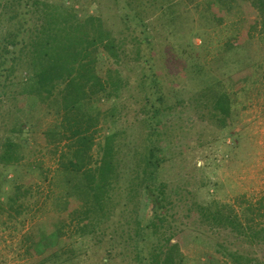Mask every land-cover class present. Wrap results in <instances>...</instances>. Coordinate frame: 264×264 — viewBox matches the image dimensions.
Returning a JSON list of instances; mask_svg holds the SVG:
<instances>
[{
  "label": "trees",
  "instance_id": "16d2710c",
  "mask_svg": "<svg viewBox=\"0 0 264 264\" xmlns=\"http://www.w3.org/2000/svg\"><path fill=\"white\" fill-rule=\"evenodd\" d=\"M114 1L135 36L130 61L139 66L136 80L126 76V38L106 30L100 17L81 20L73 8L41 0H9L0 7V107L22 99L34 109L59 97L61 131L45 138L62 150L55 182L62 190L59 200L66 209L81 208L70 213L68 224L38 231L32 264H80L77 248L63 238L71 228L83 243L94 240L104 255L99 264H186L184 250L193 245H209L231 264H264V198L244 199L238 207L199 204L168 175L196 157L188 127H232L225 82L200 74L203 86L190 98L170 91L157 71L146 16L130 0ZM180 2L161 0V9ZM234 10L247 19L246 38H257L264 51V0H212L201 18L221 27ZM173 22L179 24L177 18ZM241 45L229 43L222 51ZM43 59L48 64L41 65ZM106 60L114 62L109 76L99 71ZM252 76L248 67L230 79L243 89ZM16 126L19 133L0 138V200L8 203L22 197L8 175L26 160L28 137L36 132L32 120Z\"/></svg>",
  "mask_w": 264,
  "mask_h": 264
},
{
  "label": "rangeland",
  "instance_id": "374dc122",
  "mask_svg": "<svg viewBox=\"0 0 264 264\" xmlns=\"http://www.w3.org/2000/svg\"><path fill=\"white\" fill-rule=\"evenodd\" d=\"M41 1L73 8L81 20L100 17L106 30L114 36L125 37L129 64L125 68L126 76L136 80L139 66L130 61L135 57V43L132 42L135 36L126 30L114 0ZM7 2L9 0H0V7ZM130 2L135 10L146 16V24L154 37L157 71L170 91H178L183 99L190 98L202 88L197 78L203 74L204 78L211 76L216 84L225 82L223 87L232 100V127L228 131L220 132L206 122L188 127L187 135L194 140L192 147L196 157L193 162H181L178 169L172 168L168 173L170 182L178 184L199 204L219 201L238 207L244 199L251 203L260 201L264 198V51L257 38H246L248 28H244L243 22L247 19L234 10L221 27L209 24L201 16L212 0H198L192 5L188 0H181L162 9L161 0ZM175 18L179 24L174 26L172 20ZM239 41L242 45L238 49L228 53L222 51L225 45ZM191 59L193 67L189 64ZM46 63L43 59L41 65ZM113 63L106 60L100 64V73L109 76ZM246 67L253 69V76L240 89L230 77ZM185 68L188 71L184 73ZM198 71L200 73H196ZM32 104L21 99L5 101L0 107V138L19 133L16 124L27 119L32 120L36 131L28 137L26 160L8 175L9 179L15 178V186L22 197L9 203L7 198L0 200V264H32L38 231L56 222L68 224L70 213L81 210L79 206L66 209L64 202L59 200L62 190L55 182L62 150L52 144V138L49 141L45 138L47 133L61 131L63 112L59 97L43 107L32 109ZM130 120L133 123L134 120ZM118 122L121 126V118ZM140 131L138 128L131 136ZM188 139L183 137L184 142ZM6 192L11 193L8 189ZM63 238L77 248L80 264L101 263L104 255L97 253L94 240L83 243L72 228ZM184 255L186 264H231L209 245L190 246L184 250Z\"/></svg>",
  "mask_w": 264,
  "mask_h": 264
}]
</instances>
